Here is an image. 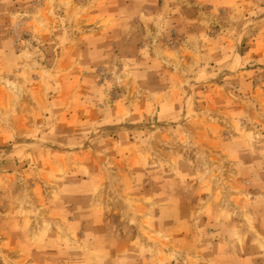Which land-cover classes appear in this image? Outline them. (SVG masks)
Wrapping results in <instances>:
<instances>
[{
  "label": "rangeland",
  "instance_id": "1",
  "mask_svg": "<svg viewBox=\"0 0 264 264\" xmlns=\"http://www.w3.org/2000/svg\"><path fill=\"white\" fill-rule=\"evenodd\" d=\"M0 264H264V0H0Z\"/></svg>",
  "mask_w": 264,
  "mask_h": 264
}]
</instances>
